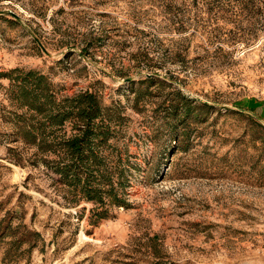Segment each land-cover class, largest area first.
Listing matches in <instances>:
<instances>
[{"label":"rangeland","instance_id":"rangeland-1","mask_svg":"<svg viewBox=\"0 0 264 264\" xmlns=\"http://www.w3.org/2000/svg\"><path fill=\"white\" fill-rule=\"evenodd\" d=\"M15 69L119 109L100 156L125 205L59 181L0 78V221L41 234L12 264H264V0H0Z\"/></svg>","mask_w":264,"mask_h":264},{"label":"trees","instance_id":"trees-1","mask_svg":"<svg viewBox=\"0 0 264 264\" xmlns=\"http://www.w3.org/2000/svg\"><path fill=\"white\" fill-rule=\"evenodd\" d=\"M10 79V95L14 102L27 110L18 116L17 135L26 146L37 149V157L60 176V182L88 201L113 196L111 203L121 205L111 181L104 182L105 165L102 148L111 137V124L123 118L117 107L104 105L96 93L86 91L71 98L56 100L48 78L37 71L12 70L0 74ZM187 108L188 99L180 97ZM174 118L180 121L179 105H171ZM189 110V108H187ZM70 127V131L66 128ZM13 151V150H11ZM11 155V153H10ZM15 163L18 160H13ZM109 186V187H107ZM95 212V211H94ZM96 213L106 216V210ZM14 215L7 213L0 221V244L12 236L2 262H18L39 245L41 234L26 226L13 227ZM28 245V248H24Z\"/></svg>","mask_w":264,"mask_h":264}]
</instances>
